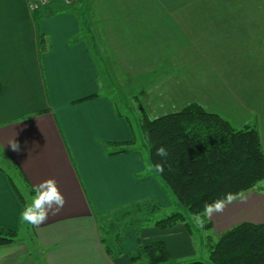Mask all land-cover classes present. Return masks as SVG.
I'll use <instances>...</instances> for the list:
<instances>
[{"label":"crops","instance_id":"0c3cea01","mask_svg":"<svg viewBox=\"0 0 264 264\" xmlns=\"http://www.w3.org/2000/svg\"><path fill=\"white\" fill-rule=\"evenodd\" d=\"M69 1L0 0V228L27 226L20 213L44 180L54 178L66 200L39 228L28 226L32 246L1 244L0 264H137L129 257L138 244L157 240L175 264L201 261L181 223L129 229L121 254L109 233L112 255L105 250L96 219L108 223L112 211L147 199L165 212L178 203L137 144L135 108L121 101H141L148 115L145 100H179L198 83L210 95L213 85L223 118L254 125L264 148V0ZM208 220L214 239L242 222L264 224V191L241 193Z\"/></svg>","mask_w":264,"mask_h":264},{"label":"trees","instance_id":"16d2710c","mask_svg":"<svg viewBox=\"0 0 264 264\" xmlns=\"http://www.w3.org/2000/svg\"><path fill=\"white\" fill-rule=\"evenodd\" d=\"M37 21L38 16L34 14L35 24ZM36 39L38 51L42 53L46 49L45 36L37 30ZM136 106L133 107L138 114L152 172L189 213H202L205 203H212L226 193H232L236 198L246 191H264V148L254 125L234 128L221 115L208 112L194 102L179 111L155 118L147 115L140 102ZM133 144H120L119 151L125 152ZM162 146L168 151L166 158L156 155V149ZM158 164L163 166V172L157 170ZM161 210L155 201L147 199L112 211V229L106 220L96 219L107 253L112 255L113 246L121 254L120 239L129 229H134L138 235L139 227L145 222H152L162 230L181 223L192 233L184 215L177 211L154 221L144 218V215ZM28 226L32 230L33 227ZM202 228L205 232L211 229L209 220ZM112 230L113 245L109 246L105 238ZM16 237V231L0 228V245L11 243ZM206 239L210 264H264L262 223L242 222L215 239L210 235H206ZM129 258L137 264H175L161 240L146 245L139 243ZM181 264L206 263L191 261Z\"/></svg>","mask_w":264,"mask_h":264},{"label":"rangeland","instance_id":"374dc122","mask_svg":"<svg viewBox=\"0 0 264 264\" xmlns=\"http://www.w3.org/2000/svg\"><path fill=\"white\" fill-rule=\"evenodd\" d=\"M69 1V0H67ZM70 3V1H69ZM126 6V5H125ZM191 70V69H189ZM186 71V69H184V72ZM200 73H203V71H200ZM191 85H184L185 87H189ZM192 88H185L184 89V93H182V97L179 100H165V101H160L157 99H154L152 97V95L150 94L149 97L153 98L154 100H145L144 102V106H147V110H148V116L150 118H153L155 116H158L161 113H166V112H174L176 109H178L179 107L185 106L186 104H190V102H194V103H198L200 104L206 111L208 112H216L219 113L222 117H225L227 119L228 116L225 115L223 109V96L220 92L218 91H214L213 89V85H212V90H210V95L207 88V84L204 83H198L196 85L191 86ZM254 86H251V89H253ZM191 89V90H189ZM138 94L141 93V91H136ZM140 102L141 105L143 104L141 101L136 100V102ZM123 102V103H122ZM134 101H121V109L126 111L128 105L130 106L129 103H131V109L133 108L132 106L137 107V103ZM126 106H125V104ZM143 106V105H142ZM128 116V115H127ZM131 117V115H129ZM136 119V115H134L132 117V121H134ZM138 141L137 144L141 143V145H145L143 140H142V136H141V132H140V128L138 129ZM146 149V148H145ZM259 185V184H258ZM261 185V184H260ZM175 210L177 212H180L184 215L186 221L190 224L191 226V230L193 232V236L196 237L197 241H198V253H197V257L199 259L197 260H201L203 262H206L205 260H207V256H208V250H207V239H206V232L203 230L202 226L197 225V223L194 221L193 216L194 214L189 213L185 207H183L182 205H180L179 203H177V209H174V211H170V212H165L164 210H161L159 212H155L152 215H144V218H148L152 221L156 220V219H160L162 217H164V213H166V215L170 214L171 212H175ZM112 219L108 218V222L111 223ZM28 224L27 226H23L19 232L17 233V237H16V241L19 242H24L27 245H31L30 242V232L28 231ZM112 236L114 234L113 230L111 231ZM32 246V245H31Z\"/></svg>","mask_w":264,"mask_h":264},{"label":"clouds","instance_id":"9594fccd","mask_svg":"<svg viewBox=\"0 0 264 264\" xmlns=\"http://www.w3.org/2000/svg\"><path fill=\"white\" fill-rule=\"evenodd\" d=\"M11 150L20 152V144L16 140L8 143ZM156 155L166 158L168 151L166 148L159 147L156 149ZM157 170L163 172L162 165H156ZM32 196L20 213L21 223L28 224L33 228H39L44 224L49 215H56L64 207L66 200L60 192L57 182L54 178H49L41 183L34 185ZM235 197L232 193H226L224 197L214 200L212 203H205L202 213L194 214L193 219L199 226H203L204 222L211 218L215 213H222L228 204L234 201Z\"/></svg>","mask_w":264,"mask_h":264},{"label":"built area","instance_id":"2783aa9c","mask_svg":"<svg viewBox=\"0 0 264 264\" xmlns=\"http://www.w3.org/2000/svg\"><path fill=\"white\" fill-rule=\"evenodd\" d=\"M46 3V0H34V2L32 3V7L36 8L38 6H42Z\"/></svg>","mask_w":264,"mask_h":264}]
</instances>
